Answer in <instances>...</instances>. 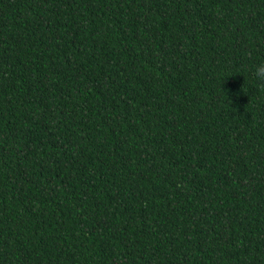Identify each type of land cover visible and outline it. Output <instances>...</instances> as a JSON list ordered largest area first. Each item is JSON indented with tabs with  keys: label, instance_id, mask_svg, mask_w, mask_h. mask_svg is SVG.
Instances as JSON below:
<instances>
[{
	"label": "trees",
	"instance_id": "trees-1",
	"mask_svg": "<svg viewBox=\"0 0 264 264\" xmlns=\"http://www.w3.org/2000/svg\"><path fill=\"white\" fill-rule=\"evenodd\" d=\"M264 0H0V264H264Z\"/></svg>",
	"mask_w": 264,
	"mask_h": 264
},
{
	"label": "clouds",
	"instance_id": "clouds-1",
	"mask_svg": "<svg viewBox=\"0 0 264 264\" xmlns=\"http://www.w3.org/2000/svg\"><path fill=\"white\" fill-rule=\"evenodd\" d=\"M255 76L264 81V63L258 65L255 69Z\"/></svg>",
	"mask_w": 264,
	"mask_h": 264
}]
</instances>
